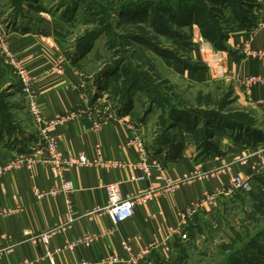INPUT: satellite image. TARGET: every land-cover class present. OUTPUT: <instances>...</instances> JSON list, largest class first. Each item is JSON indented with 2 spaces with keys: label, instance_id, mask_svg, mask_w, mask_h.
I'll use <instances>...</instances> for the list:
<instances>
[{
  "label": "crops",
  "instance_id": "crops-1",
  "mask_svg": "<svg viewBox=\"0 0 264 264\" xmlns=\"http://www.w3.org/2000/svg\"><path fill=\"white\" fill-rule=\"evenodd\" d=\"M251 5L253 11L248 19L234 17L220 27L217 38L221 36L219 42L224 47H217L216 39L203 33L194 34L201 68L189 70L188 76L229 82L239 103L257 115L259 128L264 130V84L247 95L238 80L251 74L264 75V0H253ZM44 21L39 30L38 25L21 30L15 24L8 43L36 78L43 115L51 118L63 113L67 117L65 124L52 129L60 136V149L67 155L84 154L93 160L100 147L113 164H76L64 169V177L72 180L74 192L51 194L60 181L56 166L47 161L42 144H37V128L27 109L20 99L11 101L13 121L0 116V165L17 153L35 154L37 162L31 170L21 168L0 174V249L11 248L2 252L0 264H25V260L28 264H45L41 259L44 247L32 237L52 229H56L52 245H63L87 233L97 235L92 245H79L58 256L59 263L84 258L98 264L104 257L114 255L121 257L123 264H152L185 236L189 225L212 219L222 199L240 194L231 187L233 175L240 174L254 182L264 173V135L248 137L227 129L222 136L215 129L214 151L205 153L194 135L183 130L181 122L176 126L183 131V139L175 156H167L171 153L169 146L159 151L156 147L152 151L145 148L142 133L130 119L134 111L110 119L87 102L83 69L64 53L60 35L64 21L55 19L53 25L48 18ZM200 43L208 50L207 61ZM12 73L6 84L15 89L12 81L17 84L19 80ZM136 136L141 141H136ZM142 160L149 166L150 177L138 165ZM208 170H213L208 177H193L175 189L160 190L165 175L177 181L181 172L193 176ZM110 183H119L123 196L152 190L147 201L135 204V216L118 226L107 215L86 214L94 206L106 204L104 185ZM70 218L73 222L68 227Z\"/></svg>",
  "mask_w": 264,
  "mask_h": 264
},
{
  "label": "rangeland",
  "instance_id": "rangeland-1",
  "mask_svg": "<svg viewBox=\"0 0 264 264\" xmlns=\"http://www.w3.org/2000/svg\"><path fill=\"white\" fill-rule=\"evenodd\" d=\"M225 1L0 0V36L8 41L15 24L39 30L44 18L51 25L64 21V53L83 69L87 102L98 112L123 116L134 111L130 119L151 151L164 136L176 145L182 141L183 131L172 126L176 115L186 113L188 121L202 120L201 142L196 141L202 151L212 152L215 129L222 136L227 129L264 135L257 115L239 103L229 82L188 76L201 64L195 33L220 28L239 12L252 15L253 0ZM10 72L20 82L12 81L15 89L6 84ZM15 99L27 109L19 76L0 57V116L7 121H13L9 103ZM152 264H264V173L249 191L222 199L212 219L189 225L185 236Z\"/></svg>",
  "mask_w": 264,
  "mask_h": 264
},
{
  "label": "built area",
  "instance_id": "built-area-1",
  "mask_svg": "<svg viewBox=\"0 0 264 264\" xmlns=\"http://www.w3.org/2000/svg\"><path fill=\"white\" fill-rule=\"evenodd\" d=\"M199 49L204 56V60H208V50L204 43L199 44ZM0 57L4 58L5 62L12 66L17 75L20 78L22 84V93L24 95V102L27 107V110L32 117L33 123L37 128V135L39 137V141L37 144H42L43 150L47 153V161L54 162L57 172L60 177V181L58 186L51 191V194L56 192L63 193H72L74 192V186L72 180L66 179L64 177V169L71 168L76 164H98V165H111L109 159L105 158V155L102 151V148H97V157L93 160L88 159L86 155H67L64 151H62L59 147L61 143L60 136L52 133V129L65 124L67 117L63 113H58L54 117L46 118L43 115L42 106L37 97V87L35 85L36 78L31 73L29 68L23 62L22 58L12 49L8 41L5 37L0 36ZM238 80L243 86L244 91L247 95H251L255 89L261 87L264 84V75H255L251 74L245 77H238ZM100 113V112H98ZM110 119H114L118 117L115 113L109 114ZM136 141H141L140 137H135ZM35 144H32V149H36L34 147ZM245 158H243L244 160ZM37 159L35 154L32 153H17L14 156L10 157L3 164L0 165V174L9 173L15 169H28L31 170L32 167L36 164ZM156 167H159L158 163H154ZM141 169H143L145 175L150 177V169L149 166L145 163V160L141 161L138 164ZM221 166V165H219ZM214 170V169H213ZM212 170V171H213ZM211 170L204 173H197L196 175H190L186 172H181L177 181H173L172 178L167 175L164 176V185L160 188V190L164 189H175L179 184L191 180L193 177L203 178L208 177L212 173ZM231 187L235 191H249L252 187V182L245 178L240 174H235L231 179ZM107 192V202L104 205H96L91 210H89L86 214L89 216H103L107 215L111 219L112 223L115 226H118L122 222L131 219L135 216V204L141 200V202H145L151 196V191L141 192L137 195H126L123 196L120 190L119 183H110L104 185ZM73 222V218L69 219L68 227L71 226ZM56 234V229H52L49 231H44L35 234L32 237L34 242L40 243L44 247V253L41 257L42 261L45 264H92L91 261L87 259H75L73 261H69L67 263H59L58 256L62 255L66 251H72L79 245L90 246L94 242L97 241V235L94 233H87L81 237L76 238L75 240L67 241L63 245H52V240L54 235ZM168 248L166 251H168ZM11 251L10 247H4L0 249V257L2 252ZM165 251V252H166ZM164 252V253H165ZM25 264H28V261H24ZM98 264H123V259L118 256H106L101 259Z\"/></svg>",
  "mask_w": 264,
  "mask_h": 264
},
{
  "label": "trees",
  "instance_id": "trees-1",
  "mask_svg": "<svg viewBox=\"0 0 264 264\" xmlns=\"http://www.w3.org/2000/svg\"><path fill=\"white\" fill-rule=\"evenodd\" d=\"M225 4H228V0H226L225 1ZM241 11V10H240ZM242 12V11H241ZM234 17H236V18H238L239 20H241V21H244L245 19H248V15H246V13H244V14H242V13H238V14H235V16ZM195 19V18H194ZM208 27H210L209 28V30L206 32L205 31V33H203L206 37H209L211 40L212 39H216L215 41H217L216 43H217V45L220 47V48H222V47H224L223 45H222V43L220 44V39H221V36H219V38H217V35H218V33H219V31H220V28H217V27H213V26H208ZM214 31H216V33L214 32ZM85 50H83L82 52H84ZM86 51H88V50H86ZM85 51V52H86ZM195 68V70H198L199 68H201V65L200 64H198V65H196V66H194ZM175 68H176V70L177 71H179V72H182V70L184 69V67L182 66V64H177V65H175ZM132 105H133V101L129 104V106H131L132 107ZM130 107V108H131ZM176 110H178V109H176ZM178 111H182V110H178ZM181 116H175V118H174V125L172 126V127H175L177 124H179V123H183V126H182V128H184L183 130H186V131H188V132H191L193 135H194V137L196 138V140H198V141H200L201 142V138H199L198 139V136L197 135H201L200 134V124H201V121L202 120H195V121H193V122H191V121H188L187 119H185L186 118V116H187V114L186 113H183V112H181V113H179ZM207 121H205L204 122V124L206 123ZM207 132L203 135V136H207ZM237 135V134H236ZM240 135H242V134H240ZM252 136H254V135H249L248 137H252ZM171 139H168L167 138V136H164V138L163 139H159V140H156V142L154 143L155 144V146H156V151H159L160 149V147H159V145H161L162 147H164V146H169V149L171 150V153L170 154H168L167 156L169 157V158H172L173 156H175L176 155V153L177 152H175V150L176 149H178V148H180L179 146H180V144L181 143H179V144H174V142L173 141H170ZM203 140V139H202ZM204 147H208V145H204ZM202 148V147H201ZM205 153L206 152H208V151H204Z\"/></svg>",
  "mask_w": 264,
  "mask_h": 264
}]
</instances>
